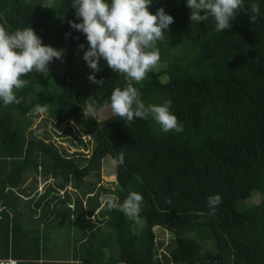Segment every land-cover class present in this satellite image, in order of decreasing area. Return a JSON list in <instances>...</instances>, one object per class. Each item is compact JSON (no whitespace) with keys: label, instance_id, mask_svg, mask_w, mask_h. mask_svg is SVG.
Listing matches in <instances>:
<instances>
[{"label":"trees","instance_id":"16d2710c","mask_svg":"<svg viewBox=\"0 0 264 264\" xmlns=\"http://www.w3.org/2000/svg\"><path fill=\"white\" fill-rule=\"evenodd\" d=\"M71 2L0 0L6 31L31 27L44 45L64 50L48 73L22 77L28 84L16 93L24 98L19 105L0 101V260L264 264V0H244L231 28L221 32L211 16L192 22L187 0H152L149 11L164 8L174 22L157 42L160 61L132 85L146 106L171 100L181 133L163 132L152 118L130 125L112 112L103 120L84 118V90L90 89L97 112L109 107L116 87H124L122 75L103 59L95 73L103 84L88 83L92 70L83 55L89 45L70 27V21L82 22ZM252 3L260 9L254 23ZM171 51L173 75L167 72ZM36 105H46L47 119L80 150L69 154L35 139L30 129ZM119 153L124 164L115 166V188L106 189L100 185L102 162ZM90 176L97 181L84 185ZM39 178L55 183L39 192ZM131 191L143 197L135 220L101 201L115 195L122 203ZM213 194L222 198L215 212L207 203ZM139 221L144 227L138 233ZM157 229L172 234L166 246L156 241Z\"/></svg>","mask_w":264,"mask_h":264},{"label":"clouds","instance_id":"9594fccd","mask_svg":"<svg viewBox=\"0 0 264 264\" xmlns=\"http://www.w3.org/2000/svg\"><path fill=\"white\" fill-rule=\"evenodd\" d=\"M71 3L76 9V18L82 22L70 21V27L82 32L89 45L83 55L92 70L89 80L103 84L95 77V73L100 71L101 59L113 72L126 79L136 83L146 79L160 61L157 42L164 38L165 30L174 22V18L164 8L152 14L149 11L152 0H72ZM187 5L191 9L192 22L200 23L211 16L215 21V30L221 32L231 28L237 11L244 8V0H187ZM248 10L249 19L254 23L260 11L259 5L252 3ZM202 11L204 15H201ZM79 48L83 50L84 45L80 44ZM63 51L44 45L31 27L10 33L0 26V101L5 106L19 105L24 98H18L16 93L28 84V80L22 77L30 73H48V65L54 59H62ZM171 104L172 101L167 100L163 104L146 106L139 98L137 88L130 83L123 89L116 87L112 91L108 106L126 124L130 125L136 119L152 118L163 132L181 133L183 125L171 112ZM33 110L43 112L46 105H36ZM94 113L91 105L83 109L84 118H92ZM111 164L116 167L123 165L124 153L113 158ZM101 201L108 210H119L129 220L138 218L142 211L143 197L135 191H131L122 203L115 195L102 196ZM165 202L172 204L170 198H166ZM221 202L219 194L207 198L212 212Z\"/></svg>","mask_w":264,"mask_h":264},{"label":"rangeland","instance_id":"374dc122","mask_svg":"<svg viewBox=\"0 0 264 264\" xmlns=\"http://www.w3.org/2000/svg\"><path fill=\"white\" fill-rule=\"evenodd\" d=\"M53 3L58 4L59 0H51ZM177 64V60L175 57V52L171 51L168 54L167 57V72L169 75H173L174 67ZM75 69L78 68V65H73ZM82 79H87L85 76L81 77ZM88 80V79H87ZM132 80L126 79L125 76H121V84L125 88L128 84H132ZM88 83H90V80H88ZM83 89V88H82ZM84 94L86 95L88 105H92V100H91V91L90 89L88 91L84 90ZM142 91L138 89V95L139 97L141 96ZM111 109L109 107H104L97 112L94 113V116L98 120H103L107 118L109 115H111ZM72 126V124H70ZM157 126V125H156ZM62 130L63 127L56 128L53 126L50 120L47 119V115L45 112H38V114L33 118V124L30 129L31 133L33 136H35V139L41 140L44 142L46 145H51L58 151H61L62 149L67 151L69 154L72 152H75L78 149L76 146H72L69 142V139L71 138H64L62 137ZM77 131V130H75ZM86 139L85 136H82V139ZM38 151H39V146H37ZM85 154L90 155L88 151H84ZM111 158L106 157L103 162H102V168L100 172V185L103 186L106 189H114L115 188V176H114V171H115V166L111 164ZM31 181V178L28 177L26 184H29ZM97 180L95 179L94 176H90L89 178H85L83 181L84 185L90 186L91 182H96ZM55 183L53 180L49 179L48 181H43L41 178L38 179L37 183V190L39 192H42L44 190L45 183ZM57 182V181H56ZM60 183V182H59ZM68 186L71 188L74 186V179L69 178V183ZM70 187L67 188V190H70ZM84 190H86L85 186H82ZM144 227V223L142 221L138 222L137 226V232L139 233L140 230ZM155 232V237L157 242H162L164 246H166L169 241L173 238L172 234L164 231L162 229H157L154 231ZM109 238V236H108ZM165 251V250H164Z\"/></svg>","mask_w":264,"mask_h":264},{"label":"built area","instance_id":"2783aa9c","mask_svg":"<svg viewBox=\"0 0 264 264\" xmlns=\"http://www.w3.org/2000/svg\"><path fill=\"white\" fill-rule=\"evenodd\" d=\"M0 264H17V261L14 259H6V260H0Z\"/></svg>","mask_w":264,"mask_h":264},{"label":"crops","instance_id":"0c3cea01","mask_svg":"<svg viewBox=\"0 0 264 264\" xmlns=\"http://www.w3.org/2000/svg\"><path fill=\"white\" fill-rule=\"evenodd\" d=\"M74 262H69V264H73ZM76 264H78V263H76Z\"/></svg>","mask_w":264,"mask_h":264}]
</instances>
